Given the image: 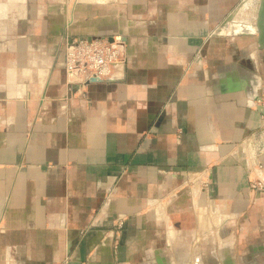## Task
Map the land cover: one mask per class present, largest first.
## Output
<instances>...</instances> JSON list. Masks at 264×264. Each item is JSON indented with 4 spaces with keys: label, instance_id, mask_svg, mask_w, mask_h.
<instances>
[{
    "label": "crops",
    "instance_id": "obj_1",
    "mask_svg": "<svg viewBox=\"0 0 264 264\" xmlns=\"http://www.w3.org/2000/svg\"><path fill=\"white\" fill-rule=\"evenodd\" d=\"M65 1L0 0V264H264V40L222 28L239 0ZM67 36H121L118 77L70 96Z\"/></svg>",
    "mask_w": 264,
    "mask_h": 264
},
{
    "label": "built area",
    "instance_id": "obj_2",
    "mask_svg": "<svg viewBox=\"0 0 264 264\" xmlns=\"http://www.w3.org/2000/svg\"><path fill=\"white\" fill-rule=\"evenodd\" d=\"M114 1L118 2V0ZM126 1L120 0L119 3ZM64 40V72L67 92L70 96L81 92L91 83L104 82L118 77V70L123 68L125 63L124 41L121 36H114L110 39L67 36ZM252 160L254 169L250 173L249 188L252 192L264 195L263 165L254 157ZM187 180L193 185L200 181L199 178ZM207 187L208 182H204L203 189ZM124 221L125 219L121 216L115 219L114 227L118 232Z\"/></svg>",
    "mask_w": 264,
    "mask_h": 264
},
{
    "label": "rangeland",
    "instance_id": "obj_3",
    "mask_svg": "<svg viewBox=\"0 0 264 264\" xmlns=\"http://www.w3.org/2000/svg\"><path fill=\"white\" fill-rule=\"evenodd\" d=\"M16 1V0H14ZM19 1H23V0H19ZM75 1L77 0H66L65 3L68 7V11L69 12H73V7L75 5ZM79 1V0H78ZM82 1V0H81ZM91 2H97L98 0H90ZM100 2H108V3H112V4H115V3H119L120 0L117 1H114L112 0L111 2H109L108 0H99ZM98 1V2H99ZM259 3H260V0H239L238 3H236V5L233 7V9L228 13L227 17H226V21L230 18V16H237L238 18H240L241 20H243L244 22H247V23H250L254 24V26L256 27V31H258V27H257V17H258V7H259ZM74 13H70L68 16L69 18L72 19L71 16H73ZM69 25L70 23H66L65 25V32L67 33L66 30L69 29ZM223 34H233V33H223ZM206 176V172L205 171H198V172H194L192 174L190 173H187L186 175V178L184 180V187H188L189 190H193V192L195 193V189L198 188V187H194V185H191V183H189V181L187 179H197L199 178V180H201L202 178H205ZM249 176H248V181H249ZM194 187V188H193ZM193 193V194H194ZM124 225V224H123ZM123 228V226H122ZM121 228V229H122ZM120 229V231H121ZM195 260H198V257L196 256Z\"/></svg>",
    "mask_w": 264,
    "mask_h": 264
},
{
    "label": "water",
    "instance_id": "obj_4",
    "mask_svg": "<svg viewBox=\"0 0 264 264\" xmlns=\"http://www.w3.org/2000/svg\"><path fill=\"white\" fill-rule=\"evenodd\" d=\"M257 27L260 29L259 38L264 40V0L260 1L258 7Z\"/></svg>",
    "mask_w": 264,
    "mask_h": 264
},
{
    "label": "bare ground",
    "instance_id": "obj_5",
    "mask_svg": "<svg viewBox=\"0 0 264 264\" xmlns=\"http://www.w3.org/2000/svg\"><path fill=\"white\" fill-rule=\"evenodd\" d=\"M261 1V0H260ZM263 1V0H262ZM100 2V1H99ZM233 16H230V18L224 23V26L222 27V28H226V26H227V24H228V22H229V20L232 18ZM221 28V29H222ZM258 29V31L260 32V29L259 28H257ZM258 32V33H259Z\"/></svg>",
    "mask_w": 264,
    "mask_h": 264
}]
</instances>
